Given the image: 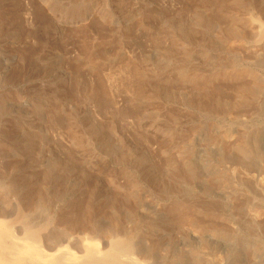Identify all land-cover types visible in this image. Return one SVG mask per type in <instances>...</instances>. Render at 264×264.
Masks as SVG:
<instances>
[{
  "label": "rangeland",
  "instance_id": "1",
  "mask_svg": "<svg viewBox=\"0 0 264 264\" xmlns=\"http://www.w3.org/2000/svg\"><path fill=\"white\" fill-rule=\"evenodd\" d=\"M0 220L116 264H264V0H0Z\"/></svg>",
  "mask_w": 264,
  "mask_h": 264
},
{
  "label": "bare ground",
  "instance_id": "2",
  "mask_svg": "<svg viewBox=\"0 0 264 264\" xmlns=\"http://www.w3.org/2000/svg\"><path fill=\"white\" fill-rule=\"evenodd\" d=\"M53 249L48 243L42 244V240L35 232H26L23 237H19L11 230L2 235L0 233V261H5L0 264L6 262L7 264H116L110 259H99L97 247L90 250L85 258L67 252L60 253L57 251L61 250L53 251ZM65 250L68 251L66 248ZM137 264L144 263L137 261Z\"/></svg>",
  "mask_w": 264,
  "mask_h": 264
}]
</instances>
